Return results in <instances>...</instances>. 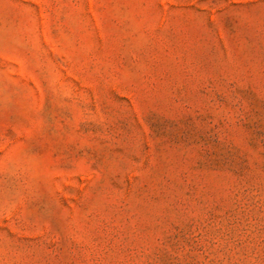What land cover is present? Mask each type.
<instances>
[{
	"label": "rangeland",
	"instance_id": "rangeland-1",
	"mask_svg": "<svg viewBox=\"0 0 264 264\" xmlns=\"http://www.w3.org/2000/svg\"><path fill=\"white\" fill-rule=\"evenodd\" d=\"M0 264H264V0H0Z\"/></svg>",
	"mask_w": 264,
	"mask_h": 264
}]
</instances>
